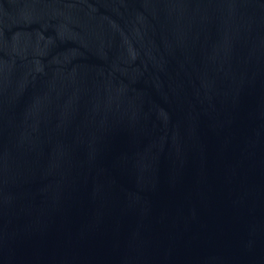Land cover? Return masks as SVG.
<instances>
[{"label": "water", "instance_id": "1", "mask_svg": "<svg viewBox=\"0 0 264 264\" xmlns=\"http://www.w3.org/2000/svg\"><path fill=\"white\" fill-rule=\"evenodd\" d=\"M0 264H264V0H0Z\"/></svg>", "mask_w": 264, "mask_h": 264}]
</instances>
